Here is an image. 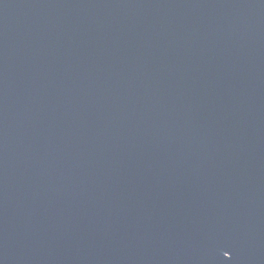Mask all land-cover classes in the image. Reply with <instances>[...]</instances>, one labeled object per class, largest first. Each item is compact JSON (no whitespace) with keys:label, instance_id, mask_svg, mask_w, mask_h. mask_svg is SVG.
I'll return each instance as SVG.
<instances>
[{"label":"water","instance_id":"1","mask_svg":"<svg viewBox=\"0 0 264 264\" xmlns=\"http://www.w3.org/2000/svg\"><path fill=\"white\" fill-rule=\"evenodd\" d=\"M0 264H264V0H0Z\"/></svg>","mask_w":264,"mask_h":264}]
</instances>
